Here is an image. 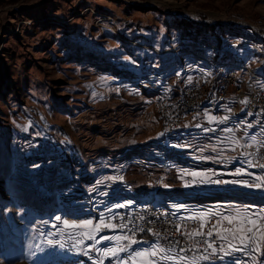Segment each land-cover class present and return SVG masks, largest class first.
<instances>
[{"label": "rangeland", "instance_id": "obj_1", "mask_svg": "<svg viewBox=\"0 0 264 264\" xmlns=\"http://www.w3.org/2000/svg\"><path fill=\"white\" fill-rule=\"evenodd\" d=\"M230 61L244 66H213ZM229 68L264 76V0H0V264H117L103 250L128 241L77 240L105 236L95 221L118 204L187 217L212 209L215 221L264 210L255 187L264 169L240 162L264 137L245 136L243 111L228 119L236 136L220 134L225 122H210L213 112L159 134L152 102L215 73L219 83ZM182 169L251 186L201 182ZM85 220L93 225L79 227ZM163 255L173 260L160 264L199 263ZM252 256L264 259L247 250L219 264H252Z\"/></svg>", "mask_w": 264, "mask_h": 264}, {"label": "built area", "instance_id": "obj_2", "mask_svg": "<svg viewBox=\"0 0 264 264\" xmlns=\"http://www.w3.org/2000/svg\"><path fill=\"white\" fill-rule=\"evenodd\" d=\"M213 66L244 65L230 61L226 64L216 63ZM216 99L226 100V108L215 109ZM241 101L245 103H241ZM152 103L160 117L159 134L161 137L168 136L170 128L181 127L185 123H201L209 112H213L217 118L228 117L229 119L231 114L237 113V111L262 114L264 117V90L257 87V81L254 79L233 75L230 76L229 83H217V73L214 78H207V83H199V80H194L190 85L179 90L177 94L165 97L161 102ZM228 119H219V122H225V129L220 134L236 136L238 127L228 126ZM251 123L255 125L254 122ZM244 127L246 124L241 128L244 130ZM229 129L231 131H228ZM248 152L254 167L261 168L260 166L264 165V161H262L264 148L258 147L257 152L250 149ZM258 189H264V186ZM101 216L104 218V223L126 225L123 229H109V234L118 233L132 236L133 230H135V238L141 243L133 247H143L149 241L160 239V245L164 249H172V253L179 257L182 256L184 260H198L201 264H205L203 261L205 255H209L207 264H218L222 255L220 248H224V246L217 238L215 230L212 229V226L216 224L214 219H208L202 230L205 235L190 237L188 234L201 231L200 221L186 219L187 216L180 214L169 215L151 208L123 207L113 209ZM98 222L100 220L95 221V223ZM177 228L180 231H177ZM141 229L144 231L142 232ZM209 230H213V237H207L206 233ZM204 240L215 241L216 254H212L211 249H208L207 245L203 243ZM181 248L184 249L183 252L180 251Z\"/></svg>", "mask_w": 264, "mask_h": 264}, {"label": "snow or ice", "instance_id": "obj_3", "mask_svg": "<svg viewBox=\"0 0 264 264\" xmlns=\"http://www.w3.org/2000/svg\"><path fill=\"white\" fill-rule=\"evenodd\" d=\"M241 103H245L244 101H241ZM253 113L249 112L248 116H252ZM210 122L217 121L218 119L227 120L228 117H222L217 118L215 116H209L208 117ZM187 127V126H186ZM196 127H200V125H196ZM253 127L252 123H247L245 128V136L248 135L247 129H251ZM207 131V129H205ZM228 131H231L229 129ZM254 138V135H253ZM240 139H243L241 137ZM237 145H239L240 140L237 139L235 141ZM245 144L248 143L247 140L244 141ZM247 155L245 153H241L240 162L246 164L247 167L251 168L254 167L252 161L250 159L245 160L243 157ZM203 159H215L214 157H203ZM261 168H264V165L260 166ZM183 175H191L192 177H202L201 182H209V183H215V184H221V183H242L244 186H251L247 181H222V180H208V177L204 173H197V172H189L187 169L181 170ZM245 172L244 168H238L236 170L237 175L243 174ZM109 179L113 180H122V177H109ZM259 179V177H257ZM191 182H186L185 186H190ZM167 187V185H165ZM256 188L261 187L259 183L255 184ZM128 203H131L129 201ZM126 205L124 204H118L115 207L117 208H123ZM177 209H183L185 206L183 204L176 205ZM218 215V213L214 212L212 209H208L206 211H201L197 213H193L191 216L186 217V219H193V220H199L200 221V229L201 231H194L193 233L188 234L190 237L192 236H203L205 233L202 231L205 228V225L208 221V218L211 216ZM56 219L59 221L61 217H56ZM143 219V217H141ZM264 221V210L257 211H251L247 214H241L239 211L236 213L235 216L229 214L222 216L219 220L216 221V224L212 226V229L215 230L217 238L223 241H228V251H226L223 247L220 248V252L222 255L220 256V259H224L225 257H228L232 254V252H244L247 250H251L257 254H261V256H264V252H262L261 244H264V225H262L260 222ZM223 222H226L231 227L229 228H223ZM65 226H73L76 225H69L68 221H63ZM93 225L92 220H85L81 222L79 227L82 228H90ZM126 225H116L112 223H104L103 216L100 217V222L95 224V232L99 233L103 229H110L114 230L117 228L123 229ZM213 230L207 231L206 235L207 237H213ZM143 232L144 230L141 229ZM149 231H151L149 229ZM177 231H180L179 228H177ZM159 234L157 233V236ZM82 239L77 240L78 244H83L84 239H87L89 241H94L92 245H90L91 248H95L97 245H100L103 241H128L126 245H120V246H109L106 249L103 250V256L104 257H112L117 258V264H160V261L157 259L160 257V259L172 261L173 257L170 255H163L165 253V249L160 247L161 240L156 239L151 244L148 245V247H145L143 249H133V246L141 243V241H138L135 238V230H133L132 236L125 235H118L115 237H109V236H100L99 239H96L95 236L91 232H85L81 233ZM230 238V239H229ZM232 241H237L238 245L232 244ZM177 243H179L177 241ZM204 244L207 245L208 249H211L212 254H216V248L214 247L215 241H209L204 240ZM131 249V250H130ZM100 250L97 249V252ZM167 251H172V249H168ZM181 252L184 251L183 248L180 249ZM121 254H126L125 257H122ZM139 258V259H138ZM183 257H180V260L183 261ZM203 261L205 264L209 262V255H205L203 257ZM252 264H257V258L256 256L251 257ZM101 264H103V261H101ZM236 264H239V262H236ZM259 264H264V259H261L259 261Z\"/></svg>", "mask_w": 264, "mask_h": 264}, {"label": "bare ground", "instance_id": "obj_4", "mask_svg": "<svg viewBox=\"0 0 264 264\" xmlns=\"http://www.w3.org/2000/svg\"><path fill=\"white\" fill-rule=\"evenodd\" d=\"M243 71L244 69L239 68V69H234V68H229L226 69L225 72L222 74V77L220 79L219 83H229V79L230 76H240L242 77L243 75ZM251 79H254L255 81H257V87H260L262 90H264V76H255ZM156 102H161V100L156 101ZM226 103V100L224 99H216L215 100V108L219 107V106H223ZM247 111H243V122L245 124L247 123H251L254 122L255 125H253V127L251 129H256L258 131L261 132V134H264V117H262V114H256L253 113L252 116H248ZM181 127H173L169 129V137L170 135L172 136L177 130H179ZM264 137V135H263ZM264 148V146H263ZM262 159L264 161V153L262 154ZM264 169V168H263ZM132 207H140V208H151L157 211H161L162 213H168L169 215H177L176 213H174L173 211H170L168 208L164 207V206H156V205H151L149 203H140L137 205H134ZM102 234H106L109 235V229H103L101 231ZM149 242H153V241H149ZM144 246V245H143ZM161 248H163L162 245H160ZM221 261V259H219V262Z\"/></svg>", "mask_w": 264, "mask_h": 264}, {"label": "trees", "instance_id": "obj_5", "mask_svg": "<svg viewBox=\"0 0 264 264\" xmlns=\"http://www.w3.org/2000/svg\"><path fill=\"white\" fill-rule=\"evenodd\" d=\"M172 137V136H171ZM163 159V158H162ZM198 264H201L200 262ZM219 264V263H218Z\"/></svg>", "mask_w": 264, "mask_h": 264}]
</instances>
